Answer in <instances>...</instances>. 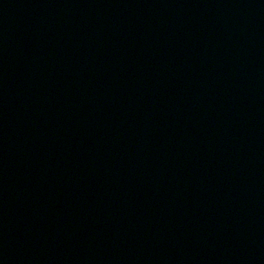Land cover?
<instances>
[{
	"label": "water",
	"instance_id": "obj_1",
	"mask_svg": "<svg viewBox=\"0 0 264 264\" xmlns=\"http://www.w3.org/2000/svg\"><path fill=\"white\" fill-rule=\"evenodd\" d=\"M0 264H264V0H0Z\"/></svg>",
	"mask_w": 264,
	"mask_h": 264
}]
</instances>
